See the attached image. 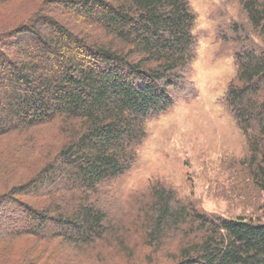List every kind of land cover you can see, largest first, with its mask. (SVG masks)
Returning <instances> with one entry per match:
<instances>
[{"label": "trees", "instance_id": "obj_1", "mask_svg": "<svg viewBox=\"0 0 264 264\" xmlns=\"http://www.w3.org/2000/svg\"><path fill=\"white\" fill-rule=\"evenodd\" d=\"M239 3L261 48L235 53L224 105L264 196V0ZM194 23L188 0H0V143L10 163L0 167V264L130 261L136 235L145 264H264L262 223L206 215L162 186L114 204L112 185L134 165L147 123L188 89ZM44 127L58 130L57 149L30 162L29 177L8 179Z\"/></svg>", "mask_w": 264, "mask_h": 264}, {"label": "rangeland", "instance_id": "obj_2", "mask_svg": "<svg viewBox=\"0 0 264 264\" xmlns=\"http://www.w3.org/2000/svg\"><path fill=\"white\" fill-rule=\"evenodd\" d=\"M188 2L195 16L196 40L195 59L185 77L188 89L183 88L182 99L166 113L147 123V137L137 150L134 165L112 185L115 207H127L147 195L149 188L162 186L206 215L242 217L264 224V196L254 189L242 167L247 154L245 140L224 105V95L235 79V53L241 48L259 49L261 43L239 0ZM32 134L35 153L26 158L27 166L8 179L29 177L30 162L42 160L48 146L53 150L59 146L55 127L38 129L28 137ZM6 143H0V167L10 164L4 151ZM2 187L0 181V192ZM127 215L133 216L132 211L127 210ZM133 237L139 248L130 261L113 255L106 256L104 264H145L140 237Z\"/></svg>", "mask_w": 264, "mask_h": 264}]
</instances>
